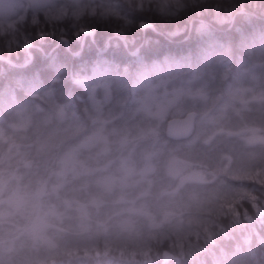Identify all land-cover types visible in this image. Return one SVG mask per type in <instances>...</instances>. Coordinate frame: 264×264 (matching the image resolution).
Here are the masks:
<instances>
[{
    "label": "trees",
    "instance_id": "1",
    "mask_svg": "<svg viewBox=\"0 0 264 264\" xmlns=\"http://www.w3.org/2000/svg\"><path fill=\"white\" fill-rule=\"evenodd\" d=\"M40 15L49 25L59 21V31L80 25L95 38L65 47L58 32L25 48L24 34L32 32L25 19ZM141 21L149 26L141 29ZM102 62L106 70L93 75ZM158 83L180 89L196 115L222 124L221 135L244 127L264 134V0H23L0 16V244L25 246L31 216L50 224L45 244L29 243L1 264H264L263 144L214 138L203 169L216 175L203 183L170 181L162 164L152 181L120 194L79 187L69 175L60 184L65 153L97 129L113 147L127 137L120 156L169 136L165 130L150 140L153 123L135 113ZM103 84L110 96L97 107ZM229 146L249 151L250 160L222 170L220 157L234 158ZM38 186L44 192L35 197ZM74 203L99 205L92 221L75 214ZM141 204L145 215L127 211ZM50 207L61 215H47ZM49 242L56 247L46 249Z\"/></svg>",
    "mask_w": 264,
    "mask_h": 264
},
{
    "label": "rangeland",
    "instance_id": "2",
    "mask_svg": "<svg viewBox=\"0 0 264 264\" xmlns=\"http://www.w3.org/2000/svg\"><path fill=\"white\" fill-rule=\"evenodd\" d=\"M27 1L31 4L39 5L51 0ZM22 2L23 0H3V2L0 3V16L15 12L17 6ZM147 26H149V24H147ZM80 83L84 84V81L80 80ZM182 93L183 92L178 88H167L165 84L158 83L149 88L143 95L135 113L141 115L143 120L147 119V121L149 120L153 123V129L151 131L155 137L150 140L159 138L160 133L165 131L164 128L168 119L173 117L185 119L187 113L195 112V110L192 109L193 103L195 104V102H192L193 100L191 99L188 100L191 102L183 104ZM243 95V92L239 93V96ZM100 96L101 99L94 101L97 107H100V101H106L110 96L109 89L104 84L101 87ZM213 123L214 121L212 122L211 118L206 115H196L195 113L194 132L181 145H168L165 142L166 138H169V136H165L166 132L163 133L165 136L163 142L154 140V146L147 142L133 144L131 147L125 149L123 156H120L119 153H122L123 144L127 142V137L117 139V144L113 147L110 145L108 136L104 134L101 129H97L95 132L88 134L76 147L65 153L60 161L58 171V174L61 176L60 179H62L60 184L65 182L64 178L69 175L71 179L75 178L79 187L85 188V186L89 184L92 185L95 190L97 186L98 190L101 192L111 193L116 191L115 193L120 194V190L124 193L129 189L135 188V185L142 180L152 181V178H156L155 174L158 172V165L162 164V174L170 181L178 179L180 184L203 183L214 179L216 175L213 172H207L203 169L207 163V159H204V155L207 153L205 147H207L214 138L220 139V141H217L220 144L224 142L225 137L232 136L239 139L245 145H264V134L257 128L244 127L235 132H228L225 135H221V130H217L216 128L220 127L222 124L217 122L213 125ZM137 144H140V146H137ZM196 148L200 149L201 153L197 154ZM228 148L232 151L235 150L232 146ZM241 149L242 147L240 146L235 150L234 158L232 159L228 157V155H222L220 157V162L223 164V166L220 165L222 170H225L232 162L235 167H240L250 160V152ZM93 173H95V175H93ZM149 184H151V182ZM56 187L58 188L59 186ZM24 188L27 189L28 185L27 188L25 186ZM143 189L144 191L146 190L144 186ZM1 190L2 184H0V191ZM42 191L43 188L38 186V188H36L37 193L35 197L40 196ZM15 195L16 196L13 194V197H15L14 199H16V201H24L22 198L19 199L16 193ZM90 196H92V198L94 197L92 193H90ZM11 198L12 194L8 200H11ZM122 199L123 198L118 197L117 201L122 203L124 202ZM92 200L98 203L94 199ZM98 206L99 205L74 203L75 214L88 222L92 221L91 212L93 211L96 213L97 210L96 208L93 209V207ZM120 211L122 210L120 209ZM127 211H131V214L137 215L146 214L142 204L141 207L128 209ZM52 214L57 217L61 215V213H58L53 207H50L47 215L50 216ZM31 218L29 219V232L32 237L28 238L29 242H24L23 245L25 246H21L22 244L19 240L0 244V264L1 262L11 260L14 254H17L23 249H31V245L33 247L36 246L35 249H38V245L45 244L47 233L45 232V236H42V233L46 230L45 227H49V221L37 217V215L31 216ZM93 225L94 229L98 228L97 223ZM127 225L128 221L122 224V228L127 227ZM88 226L89 225H85L82 229H87ZM37 240H39L41 244L36 242ZM11 247L12 250L10 249ZM46 247V249H53L56 246L53 242H49L46 244ZM8 253L13 255H8Z\"/></svg>",
    "mask_w": 264,
    "mask_h": 264
},
{
    "label": "snow or ice",
    "instance_id": "3",
    "mask_svg": "<svg viewBox=\"0 0 264 264\" xmlns=\"http://www.w3.org/2000/svg\"><path fill=\"white\" fill-rule=\"evenodd\" d=\"M3 0H0V3H2ZM33 17L29 16L25 19V23L31 24L32 32L29 34L27 31L24 34V37L22 39V46L28 49H31L35 41H45L49 39V37L55 38L57 36V33L59 32V42L61 45L65 47H71L73 41H80L82 39L86 41V38L90 35L92 39L95 38V33L91 32L90 28L75 25V26H69L65 25L66 31H59L61 27V23L59 21H53L51 25H49V20L47 16L40 15L36 19V22L33 23ZM40 24H43V29L40 28ZM147 26L146 22L141 21L138 27L141 29H144ZM106 70V62L100 63L99 67L95 69L93 72V75L96 74H102ZM38 78V74H33L32 80L26 82L28 85H30L33 81H35ZM257 205H253V208H256Z\"/></svg>",
    "mask_w": 264,
    "mask_h": 264
},
{
    "label": "water",
    "instance_id": "4",
    "mask_svg": "<svg viewBox=\"0 0 264 264\" xmlns=\"http://www.w3.org/2000/svg\"><path fill=\"white\" fill-rule=\"evenodd\" d=\"M195 112H189L186 118L173 117L168 119L165 130L170 137L183 139L193 133Z\"/></svg>",
    "mask_w": 264,
    "mask_h": 264
}]
</instances>
